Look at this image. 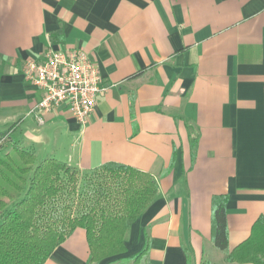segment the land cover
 I'll return each instance as SVG.
<instances>
[{
  "label": "crops",
  "instance_id": "1",
  "mask_svg": "<svg viewBox=\"0 0 264 264\" xmlns=\"http://www.w3.org/2000/svg\"><path fill=\"white\" fill-rule=\"evenodd\" d=\"M50 45L86 52L109 87L86 126L36 107L25 64ZM5 132L37 163L89 171L114 162L155 180L157 198L130 227L125 253L98 264L141 252L147 238L151 264L227 261L264 217V0H0ZM220 196L224 254L212 241ZM90 259L78 228L45 264Z\"/></svg>",
  "mask_w": 264,
  "mask_h": 264
},
{
  "label": "trees",
  "instance_id": "2",
  "mask_svg": "<svg viewBox=\"0 0 264 264\" xmlns=\"http://www.w3.org/2000/svg\"><path fill=\"white\" fill-rule=\"evenodd\" d=\"M9 137L12 148L4 153ZM157 183L148 174L120 163L81 171L56 159L37 163L9 132L0 134V264H45L76 229L86 231L91 259L125 253L130 227L157 198ZM77 197V199H74ZM227 197L213 201L212 241L229 249ZM150 239L143 250L111 264H151ZM230 264H264V217L250 238L232 253ZM201 264H207L202 262Z\"/></svg>",
  "mask_w": 264,
  "mask_h": 264
},
{
  "label": "built area",
  "instance_id": "3",
  "mask_svg": "<svg viewBox=\"0 0 264 264\" xmlns=\"http://www.w3.org/2000/svg\"><path fill=\"white\" fill-rule=\"evenodd\" d=\"M24 75L41 92L36 106L41 114L65 109L82 126L90 122L99 97L109 91L99 67L78 48L50 45L39 59L26 62Z\"/></svg>",
  "mask_w": 264,
  "mask_h": 264
},
{
  "label": "rangeland",
  "instance_id": "4",
  "mask_svg": "<svg viewBox=\"0 0 264 264\" xmlns=\"http://www.w3.org/2000/svg\"><path fill=\"white\" fill-rule=\"evenodd\" d=\"M8 150H10L9 148H7ZM7 149H5V150H7ZM7 150V151H8ZM74 199H77V197H75ZM77 201H78V199H77ZM216 251L218 252H221V253H223L224 254V252L223 251H220V250H217L216 249ZM214 264V263H213ZM215 264H230V263H228L226 260H224V258L223 257H220V258H218L217 260H216V262H215Z\"/></svg>",
  "mask_w": 264,
  "mask_h": 264
}]
</instances>
